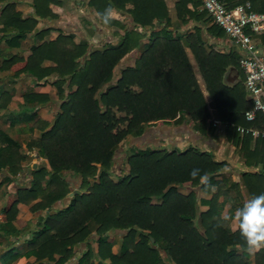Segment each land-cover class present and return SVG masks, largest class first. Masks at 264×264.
I'll use <instances>...</instances> for the list:
<instances>
[{
    "label": "trees",
    "instance_id": "obj_1",
    "mask_svg": "<svg viewBox=\"0 0 264 264\" xmlns=\"http://www.w3.org/2000/svg\"><path fill=\"white\" fill-rule=\"evenodd\" d=\"M221 1L227 7L248 1L251 9L264 11V0ZM0 2V42L18 46L30 31L38 40L30 45L25 57L0 50V69H10L12 76L26 73L35 83L49 81L56 86L60 99L50 119L39 117L31 104L47 102L49 95L42 92L23 93L20 107L6 113L11 125L18 120L38 124L39 135L25 145L27 150L35 146L48 166L28 168V185L17 186L15 197L6 196L0 207V242L5 235L15 237L13 244L0 251V261L7 264L21 256H32L23 264H65L73 246L84 242L85 247L70 264H249L238 224L235 229L218 226L223 200H230L231 212L244 203L240 185L231 181L225 186L227 178L220 172L224 161L214 159L208 150L191 144L184 149L132 146L125 155L127 168L116 179L110 173L114 150L127 135H140L148 124L182 121L193 123L195 130L206 134L213 131L207 122L212 109L225 124L224 135L238 147L245 164H260L259 170L240 173L248 199L264 193V112L256 111L250 121L244 118L252 102L242 83L240 52L231 47L221 51L206 46L204 30L217 40L225 32L203 8L188 6L199 5V0H174L177 20L195 22L182 33L172 27L164 0H87L96 13L117 8L133 22L128 28L112 18L108 25L122 27L123 34L117 43L92 48L84 40L74 42L71 33L61 31L47 39L50 27L35 29L37 20L32 15L22 16L15 1ZM50 2L59 0H32L33 13L55 16L48 7ZM155 21L163 24L157 27ZM137 26L148 28L143 43L145 31ZM259 38L264 45V33ZM139 46L133 64L121 68L109 83L115 63ZM185 47L209 102L201 92ZM45 60L53 63L44 64ZM229 66L239 76L232 84L223 81ZM50 76L53 79L49 80ZM4 93L2 90L0 97ZM6 104L0 99L1 107ZM237 125L253 127L258 133L239 134ZM27 157L20 142L0 130V186L14 179ZM197 168L200 175H209L208 186L199 176L194 179L190 175ZM66 172L79 177V188L66 204L54 207L69 191ZM182 185L190 189L181 192ZM213 185L215 191L208 198L197 200L195 187L209 191ZM230 189L233 196L228 194ZM19 202L29 204L33 212L45 211L29 224L23 238L22 229L13 225ZM198 203L206 208L198 209ZM89 221L94 223L96 252L89 243ZM114 230L122 231L116 252L111 251L113 239L108 233ZM18 239L22 247L14 243ZM95 255L98 260L93 263ZM253 264H264V248L253 252Z\"/></svg>",
    "mask_w": 264,
    "mask_h": 264
},
{
    "label": "crops",
    "instance_id": "obj_2",
    "mask_svg": "<svg viewBox=\"0 0 264 264\" xmlns=\"http://www.w3.org/2000/svg\"><path fill=\"white\" fill-rule=\"evenodd\" d=\"M11 1H15V3H16L15 8L19 9L21 11L22 16L32 15L37 20L36 25H35V29L50 27V31L48 32V34L45 35V38H47V39L54 38L59 31H61L63 33H71L72 39L74 42H77L81 39H84L88 43V48H90V47H99L105 43L114 44V42H117L119 40L120 36L123 34V28H121L119 26H115V25L104 24L103 21L98 18L95 9L87 3V0H59V3L50 2L48 4V7L55 14V16H53V17H50V16L40 17V16L34 14L33 13V7L31 5L32 0H11ZM164 2H165L166 7H167V14H168V16L172 22V27H174L177 32L182 33V32H185V31L192 28V25L195 24L194 21L182 23V22L177 20L175 14H174L175 12H174V8H173L174 0H164ZM0 5H1V2H0ZM188 6L191 8L195 7L198 10L202 8L200 4L197 6H193L191 4H188ZM112 9H113V14H112L113 19H115L116 21H119L120 23L126 22L127 26H130V27L133 26V22L126 12H124L121 9H117V8H112ZM262 12H264V11H262ZM162 24H163V22L155 21V26H157V27L161 26ZM130 27H128V28H130ZM187 27L189 29H186ZM137 28L139 30H141L142 32L145 31L146 35L148 34V28L147 27L142 28L141 26H137ZM205 35H206V40L204 37ZM202 38L208 44H213L214 46L216 45L217 47H219V50H221V51H227L230 47L236 48L233 41L227 35H224L221 39L217 40L213 36L209 35L204 30L202 32ZM36 39L37 38L34 36L33 32L30 31V32L26 33V36L23 39L20 40L18 46H8L4 41H1L0 44H3V45L0 46V50H2L4 52H9V53H13V54L25 57L26 55H23L22 51L20 50L22 43L24 41H27V40H32V43H30V45H31L35 42H38V40H36ZM146 40H147V37H146V39L141 40V43L145 42ZM256 41L258 42L259 51H260V49H262V52L264 53V45L260 43L259 36H257ZM30 45H29V47H30ZM140 49L141 48H133L131 51H129V53H127L125 56H123L117 64V69L118 68L121 69L125 65H132L133 61H134L135 57L138 55ZM187 55H188V53H187ZM124 58H125V60H124ZM189 59L193 65V67L195 68L196 65L191 60V57H189ZM1 61H2V57L0 56V63H1ZM46 62L47 61L45 60L44 64H46ZM49 63L50 62L48 61L47 64H49ZM120 69H119V71H120ZM6 70L12 73V71H10L8 69H4V71H6ZM119 71H118V73H119ZM242 72H243V70H242ZM23 74L24 73L21 72L16 76H11V78L13 77V78L19 79L20 76H23ZM243 74H244V72H243ZM196 75L197 76L199 75L198 72H196ZM117 76H118V74H117ZM28 77L31 80H33V78L30 75H28ZM244 77H245V74H244ZM238 79H239L238 72L232 66L227 67L225 73L223 74V81L227 84H232ZM49 80H51V79H49ZM33 83L37 84V85H45L46 83H50V82L48 81V82L42 84V83H35L33 80ZM242 83H243V81H242ZM199 86H200L201 92H202L206 102H209V100H210L209 96H208V100L205 97L207 92L205 90L203 83H199ZM2 90H5L6 93L2 94L0 99L4 100V101L6 100L7 104L5 107L0 106V111H1L0 117L3 121V123L6 125L7 129L0 128V130L6 132L7 134H9L12 137H14L15 139H17L20 142V144L22 145V148L25 151H27L28 155H29L26 158V160H24L22 162L23 169L20 171V173L16 174L14 179H12L10 182L15 183L16 187L22 186V185H28L29 180H30L29 174H28V168H34V167H36L35 165H37V164L39 165L38 161H40L41 164H46L45 158L39 156L38 154L30 156V154H32V153H31V151L26 150L25 142L22 143L16 137V134L18 132H22L25 130H30V131L33 130L34 126L32 125V121H19L18 120L13 125H11L9 123V121H7V119H6V117H7L6 113L8 111L17 110V108L20 107V105L22 104L23 92L21 93V97L19 99V102L16 103L15 106H12L10 103L11 102L10 98L14 97L13 93L16 92V89L12 88L11 86L10 87H7V86L3 87L0 85V92ZM49 100H50V98L47 100L46 103H41V104L31 103L32 105L34 104L36 106L39 117L44 118V119H50L51 118V117L49 118L48 113L45 114V111H44V110H46L45 108L47 106L50 107V105L48 103ZM211 112L213 113L212 109H211ZM212 117L215 118V115L212 114ZM217 126H218L217 129L220 130V127L222 128V126H225V124L220 121ZM240 126H242V125H240ZM246 128L255 129L253 127H246ZM145 129L147 130V132H146V130H143V132L140 135L133 136L136 138L135 139L136 141H139V143L137 144L139 146H135V147H144V146H148L150 144V146L152 145L151 147H165L167 149H170V148L184 149L187 145L191 144V145H195L197 147L203 146L204 148H200V149H206L210 153H212L213 156L215 155V151H214V147L216 145V141H215L216 138H215V132H214L215 130L212 131V134H210L211 132H208L206 134H202V133L198 132L197 130H194L185 121H182V122L176 123V124H174V123L162 124V125L154 124V125L147 126ZM37 130H38V134H39V129H37ZM255 130H256V132L254 134H252L250 131H245L243 133L249 132L252 136H255L258 133L257 129H255ZM162 131H163V133H162ZM243 133L239 132V134H243ZM32 138L33 137H31V139ZM232 146H235V144ZM252 146H253V141H251L250 144L248 145L249 149ZM235 147L238 150V147L237 146H235ZM214 159L221 160V159H217L216 156H214ZM121 160L122 159H120V161ZM26 161H28V162H26ZM116 162H118L119 164L122 163L119 161H116ZM28 163H29V165H28L29 167H27ZM222 168H221L220 172L225 170ZM259 169H260L259 163L258 164H245L244 159L241 156L239 150H238V154L236 153V156L229 160L228 170L231 172V177H232V180H234V181L239 180L240 173L242 171H246V170L256 171ZM237 171H239V174ZM235 172H237L239 178H236ZM3 184L0 187H3ZM239 185H240L243 201L245 202L248 200V197H247L246 193L243 191L244 188H243L242 184L239 183ZM15 190H16V188H15ZM15 190L13 191L11 197H15V193H14ZM73 190H76V189L74 188ZM230 196H233V193H230ZM68 197H69V195H68ZM66 198H67V196H65V198L62 199L63 201L60 200V201H62L61 203H60V201L57 203H59L60 205L66 204L65 203ZM35 200H37V198ZM218 200L222 201V198L220 197ZM201 205H203V208L200 210H204V208H206V205H204V204H201ZM24 206L28 207V209H29V204H25L22 202H19L17 204V208H18L17 216H18V213L20 214V212L22 210L21 208H24ZM54 207H58V206H54ZM224 210L226 212H231L230 211V200H228V199L223 200V202L221 204L220 212L224 211ZM0 215H2V212H0ZM28 216L29 215L26 214L25 219L28 218ZM30 223H33V222H30ZM17 228H21V227H17ZM233 229H235V227H233ZM25 235H26V233L20 232V238H23ZM12 237H14V236H12ZM21 241H22L21 239L20 240L18 239L14 243H16V244L18 243V244H20V247H22ZM112 246H113V244L111 245V251L116 252L117 250H113ZM81 250H79V252H81ZM79 252H78V254H79ZM23 257L24 256H21L19 258H23ZM32 258H33L32 256H30L28 258L24 257L25 260H27V259L32 260ZM249 264H253V252H249Z\"/></svg>",
    "mask_w": 264,
    "mask_h": 264
},
{
    "label": "rangeland",
    "instance_id": "obj_3",
    "mask_svg": "<svg viewBox=\"0 0 264 264\" xmlns=\"http://www.w3.org/2000/svg\"><path fill=\"white\" fill-rule=\"evenodd\" d=\"M123 24H125L126 27H130V26H127L126 22L123 23ZM186 29H189V28L187 27ZM225 35H227V34L225 33ZM146 37H147V35H146V32H145V35L142 38V40L146 39ZM204 37H205V40H206V35ZM81 40H84V39H81ZM30 43H32V40H27V41H24L22 43V46H21L20 50L22 51L23 55H27L29 53L28 50H29ZM114 43H117V42H114ZM2 45L3 44H0V46H2ZM206 46H212V47H214L216 49H219V47H217L216 45L214 46L213 44L206 43ZM141 47L142 46H139L137 48H141ZM90 48H92V47H90ZM185 49H186V51L188 53V56L191 57V60L193 61L189 49L187 47H185ZM127 53H129V52H127ZM125 55H123V56H125ZM119 60L115 63V65L112 68V75H111V80H110L109 83H113L114 80L116 79L115 77L117 76V74H119L118 71H119L120 68L117 69V64H118ZM124 60H125V58H124ZM46 61L48 62L49 60H46ZM47 62H46V64H47ZM49 62H50L49 64H52L53 63L52 61H49ZM125 66H127V65H125ZM194 69H195V75H196V72H197L196 66H195ZM8 70H10V69H8ZM6 71H4V69H0V85L3 86V87L4 86H7V87H10L11 86L12 88H15L16 89V92L13 93L14 97L13 98H10V100H11L10 103H11L12 106H15V104L19 102V99L21 97V93L22 92L23 93H26V92H29V91H33V92H40V93L42 92V93H46V94L49 95V98H50L51 101L49 100L48 103H49L50 107L47 106L45 108L46 110H44L45 111V114L48 113V117L49 118L54 114L55 111L58 110V107H59L58 105H59L60 99L57 96V91L58 90H57V88H56V86L54 84H52V83H46L45 85H37V84H34L33 83V80H31L28 77V75L25 74V73L23 74V76H20L19 79H16V78H13V77L11 78L12 73L9 72V71H7V72ZM196 77L198 79L197 80L198 81V84L199 83H203L200 75H198V76L196 75ZM50 79H53V76H50ZM203 85H204V83H203ZM204 87H205V85H204ZM245 94H246V92H245ZM205 97L208 100V95L207 94H206ZM22 98H23V96H22ZM0 114H1V111H0ZM212 114L214 115V113L211 112V116L207 120V122L211 123V125L213 127V131L215 130L214 132H215V138H216V140H215L216 141V145L214 147V151H215V155L214 156H216L217 159H221V160L224 161V166H223L222 169H225V170H223L221 172V174L222 175H225V177L227 178L226 179V184H225V186H227L231 181H234V180H232L231 172L228 170L229 160L232 159L233 157H235L236 156V153L238 154V150L236 149L235 146H232L234 144L229 139H227L226 136L224 135V127L225 126H222V128L220 127V130L217 129V127H218L217 125L219 124L220 120L216 116H215V118H213L212 117ZM149 125H154V124H148V125H146L144 127V129L147 126H149ZM189 125L193 128V123H189ZM0 128L7 129L6 128V125L2 121L1 117H0ZM37 129H39L38 128V124H36V126H34L33 130H31V131L30 130H25V131H22V132H18L16 134V137L22 143H24V142L26 143L29 139H31V137L36 138L39 135ZM209 132H211V131H209ZM162 133H163V131H162ZM210 134H212V132ZM135 139H136L135 137L130 136V135H127L124 139H122L119 142V144L117 145L116 149L114 150L113 161H112V164H111V172H110L111 173V177L113 179H116L119 176V174H121L127 168L126 161H125V155H126V153L130 151V148L132 146H139V145H137L139 143V141H136ZM148 146H150V144ZM25 148L27 150V146L26 145H25ZM198 148L200 149V148H204V147L203 146L202 147H199L198 146ZM28 151H31V153H32V154H30V156L37 155V150H36V147L35 146H32L31 149L28 150ZM120 159H122V160L120 161ZM116 161L122 162V163H120L121 165L118 162H116ZM26 162H28V161H26ZM38 162H39V165H40L41 162L40 161H38ZM45 162L47 164L46 159H45ZM28 165H29V163L27 164V167H29ZM39 165L37 164L35 166H39ZM46 166H48V164ZM22 169H23V164L21 166V170ZM237 172L239 174V171H237ZM237 172H235V175H236V178H239ZM65 177L69 181V186L72 188V190L74 188L76 189V190H73V192L77 191L78 188H79V182H80L79 177L76 176L75 174L69 173V172H66L65 173ZM236 182L240 183V178ZM15 188H16V184L15 183H12L10 181L9 182H5L3 184V187H0V189H1L0 190V206L4 203L6 196H12V193L15 190ZM188 189H190V186H187V185L179 186V190L181 192L186 193L188 191ZM194 189L196 190L197 200H198L200 197L201 198H208L210 196V194L215 191V186L214 185L211 186L210 189H209V191L201 190L198 187H195ZM243 191L245 192V189H243ZM68 192L66 194L67 198H66L65 203L68 201ZM230 193H233L234 194V190L230 189L229 192H228V194H230ZM220 197L221 196H219V198ZM154 200H156V198H154ZM62 201H60V203ZM156 201H158V199ZM54 206H61V205L59 203H55ZM197 206H198V209H202L203 208V205H201L200 203H198ZM21 209L22 210H21L20 214L18 213V216L16 215L17 217H15L14 222H13V225L15 227L16 226L17 227H21V229H22L21 232L22 233H26V231H27V229L29 227V223L30 222H34L36 220L37 215L38 214H44L45 211L42 210V211H35V212H33L32 210L28 209V207H25V206H24V208H21ZM222 213H226V211L225 210L224 211H221L220 212V216L222 215ZM26 214H28L29 216H28V218L25 219ZM1 219H3V215H0V220ZM88 225H89V227H90V229L92 231L91 232V236L89 238V243L91 244V248L93 249V252H96L97 243H96V241L95 242L92 241L93 238L96 237L95 234H94L95 233L94 223L92 221H89L88 222ZM228 225H229V227L231 229H233V227H235V228L237 227V223L235 221L230 222ZM200 230H201V228H200ZM108 233H111L110 235H111V237L113 239L112 249L113 250H117L118 249V246H119L120 236L122 234V231L121 230H114V231H109ZM14 239H15V237H12V236H9V235H7V236L5 235V237H3V239L0 242V251L4 247L10 245V242L12 243L14 241ZM150 241L152 242V240H150ZM85 244H84V242H82V243H79V244L74 245L73 248H72L71 257L66 261L65 264H70L72 261H75V257L78 255L79 250H81L83 247H85ZM97 260H98V257L96 255L92 257V262L93 263H96ZM102 261H104V259ZM24 262H25V259L23 257V258H18L16 260H13L11 262H8L7 264H23ZM0 264H3V263L0 261ZM46 264H53V263L50 262V261L49 262L47 261Z\"/></svg>",
    "mask_w": 264,
    "mask_h": 264
},
{
    "label": "built area",
    "instance_id": "obj_4",
    "mask_svg": "<svg viewBox=\"0 0 264 264\" xmlns=\"http://www.w3.org/2000/svg\"><path fill=\"white\" fill-rule=\"evenodd\" d=\"M199 2L240 52L238 63L245 74L243 85L246 96L252 102V107L244 111V118L250 121L256 111L264 112V53L259 52L256 41L257 36L264 33V12L251 9L248 1L232 7L225 6L221 0ZM236 129L250 131L252 134L256 132L255 129L240 125Z\"/></svg>",
    "mask_w": 264,
    "mask_h": 264
},
{
    "label": "clouds",
    "instance_id": "obj_5",
    "mask_svg": "<svg viewBox=\"0 0 264 264\" xmlns=\"http://www.w3.org/2000/svg\"><path fill=\"white\" fill-rule=\"evenodd\" d=\"M113 9L111 7L104 10L103 13H97L104 24L110 23ZM243 132V129H237ZM190 175L195 179L199 176L200 181L208 186L209 175L204 173L200 175V169H193ZM218 226L224 227L230 222L235 221L238 224L240 236L247 245L249 252L259 251L264 248V193L251 196L242 206L235 209L234 212L222 213Z\"/></svg>",
    "mask_w": 264,
    "mask_h": 264
},
{
    "label": "water",
    "instance_id": "obj_6",
    "mask_svg": "<svg viewBox=\"0 0 264 264\" xmlns=\"http://www.w3.org/2000/svg\"><path fill=\"white\" fill-rule=\"evenodd\" d=\"M259 52H262V49H260V51ZM69 189H70V191L68 192V195L69 196H71L72 195V193H73V190H72V188L71 187H69ZM232 248H233V246H232Z\"/></svg>",
    "mask_w": 264,
    "mask_h": 264
},
{
    "label": "flooded vegetation",
    "instance_id": "obj_7",
    "mask_svg": "<svg viewBox=\"0 0 264 264\" xmlns=\"http://www.w3.org/2000/svg\"><path fill=\"white\" fill-rule=\"evenodd\" d=\"M144 130H146V129H144ZM146 132H147V130H146Z\"/></svg>",
    "mask_w": 264,
    "mask_h": 264
}]
</instances>
